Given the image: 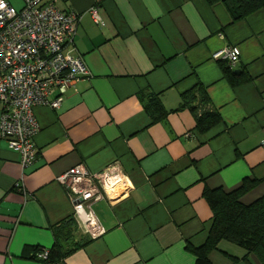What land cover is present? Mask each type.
I'll list each match as a JSON object with an SVG mask.
<instances>
[{
  "label": "crops",
  "instance_id": "1",
  "mask_svg": "<svg viewBox=\"0 0 264 264\" xmlns=\"http://www.w3.org/2000/svg\"><path fill=\"white\" fill-rule=\"evenodd\" d=\"M48 1L80 14L73 46L90 74L58 108H33L39 130L32 166L23 169L0 138V264H42L37 253L53 247L54 228L74 220L70 194L56 177L77 164L97 172L112 162L131 186L96 203L105 232L91 239L74 220L66 243L82 245L54 264H194L188 246L202 245L212 224L205 189L231 191L248 178L257 183L240 201L264 195V8L231 22L223 5L206 0ZM93 7L104 25L94 22ZM232 45L240 49L232 68L251 76L239 86L213 57ZM197 83L221 117L205 132L188 108L176 110L181 93ZM140 93L158 96L164 119L152 122ZM245 255L261 264L227 240L209 259L247 264Z\"/></svg>",
  "mask_w": 264,
  "mask_h": 264
},
{
  "label": "built area",
  "instance_id": "2",
  "mask_svg": "<svg viewBox=\"0 0 264 264\" xmlns=\"http://www.w3.org/2000/svg\"><path fill=\"white\" fill-rule=\"evenodd\" d=\"M16 8L0 0V138L18 154L21 167L33 165L37 156L34 136L39 130L33 108L56 109L65 93L89 76V69L73 46L80 14L62 11L52 1L21 0ZM95 23L104 25L97 8L91 9ZM240 49L226 47L214 58L234 66ZM56 180L69 192L78 229L94 239L105 232L95 205L103 199L120 197L131 186L118 162L91 172L82 164L70 167ZM48 250L37 257L46 262Z\"/></svg>",
  "mask_w": 264,
  "mask_h": 264
},
{
  "label": "trees",
  "instance_id": "3",
  "mask_svg": "<svg viewBox=\"0 0 264 264\" xmlns=\"http://www.w3.org/2000/svg\"><path fill=\"white\" fill-rule=\"evenodd\" d=\"M209 5L221 4L230 16L231 22L244 18L251 12L264 8V0H206ZM223 77L231 86H239L251 80L245 69L235 71L227 61H219ZM145 110L151 116L152 122L164 119L167 110L162 106L157 95L139 94ZM188 108L195 117V128L205 132L221 120L217 110L210 107V99L206 89L200 83L181 93V101L176 109ZM257 183L256 180L244 178L240 185L225 191L222 188L205 189L203 197L212 211V224L205 242L200 246H188L195 255L194 264H211L209 253L216 249L219 241L227 240L246 250V254H253L264 264V195L249 204H243L240 197ZM75 223L72 217L65 219L64 226L54 228L55 243L48 249L46 262L54 264L81 243L67 244L72 235ZM233 261L237 257L230 256ZM249 264L246 255L243 257ZM43 262V261H42Z\"/></svg>",
  "mask_w": 264,
  "mask_h": 264
},
{
  "label": "clouds",
  "instance_id": "4",
  "mask_svg": "<svg viewBox=\"0 0 264 264\" xmlns=\"http://www.w3.org/2000/svg\"><path fill=\"white\" fill-rule=\"evenodd\" d=\"M0 7H2V5H0Z\"/></svg>",
  "mask_w": 264,
  "mask_h": 264
},
{
  "label": "rangeland",
  "instance_id": "5",
  "mask_svg": "<svg viewBox=\"0 0 264 264\" xmlns=\"http://www.w3.org/2000/svg\"><path fill=\"white\" fill-rule=\"evenodd\" d=\"M19 7V5H17Z\"/></svg>",
  "mask_w": 264,
  "mask_h": 264
}]
</instances>
